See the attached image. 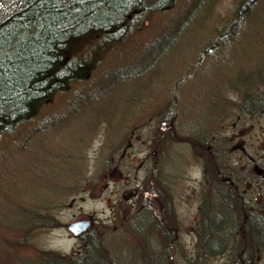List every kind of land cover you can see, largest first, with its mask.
Wrapping results in <instances>:
<instances>
[{"label":"rangeland","instance_id":"1","mask_svg":"<svg viewBox=\"0 0 264 264\" xmlns=\"http://www.w3.org/2000/svg\"><path fill=\"white\" fill-rule=\"evenodd\" d=\"M237 3L177 0L128 20L118 42L93 38L79 55L95 54L86 77L0 137V264H41L46 251L76 259L87 245L125 254L137 244L127 219L157 196L155 216L179 228L173 264H186L223 159L238 170L240 195L262 202L264 112H248L243 98L263 87L254 80L264 71V0L240 24ZM83 216L94 226L75 238L66 224ZM256 258L264 264V252Z\"/></svg>","mask_w":264,"mask_h":264},{"label":"trees","instance_id":"2","mask_svg":"<svg viewBox=\"0 0 264 264\" xmlns=\"http://www.w3.org/2000/svg\"><path fill=\"white\" fill-rule=\"evenodd\" d=\"M176 1L0 0V137L11 133L56 91L64 90L68 80L86 77L83 69L91 65L95 54L88 51L83 60L79 55L90 40L101 36L110 40L128 20L150 12L151 5L170 6ZM256 1L238 0L234 21L241 20L242 12L251 10ZM254 84L256 89L263 87L259 92L248 91L243 98V108L253 114L264 112V71H260L259 81L254 80ZM203 137L197 140L200 145L206 144ZM210 145L213 149L214 145ZM222 161L212 183L205 186V198L200 203L199 219L194 226L197 238L186 264H210L208 260L218 256H225L222 264H256L257 255L264 252V197L257 203L241 196L238 170L226 165L225 159ZM156 205L149 202L148 207L143 208L148 209V213L143 216H155ZM143 210L131 214L130 218L135 221ZM146 243L148 247L143 255L135 243L132 245L136 247L131 246L132 250L128 249L125 254L121 248L114 251L111 247L108 252L87 245L76 259L43 252L40 263L175 262L176 253L172 257H157L151 251L150 242Z\"/></svg>","mask_w":264,"mask_h":264},{"label":"flooded vegetation","instance_id":"3","mask_svg":"<svg viewBox=\"0 0 264 264\" xmlns=\"http://www.w3.org/2000/svg\"><path fill=\"white\" fill-rule=\"evenodd\" d=\"M170 128H172V127H170ZM203 136H202V138H204ZM153 153L155 154L156 150H154ZM155 163L157 165L156 161L153 162V164H155ZM259 181H262V180L260 179V180L256 181V185L258 184ZM262 184H263V182L261 183V185ZM143 186L144 185L142 184L141 189ZM153 187L155 189L154 184L152 185V188ZM141 189H137V193L139 195L141 193ZM156 189H157V191H159V195L162 196V188H161L160 184H157ZM259 198L260 199H258V200L262 201L263 198L261 196ZM154 199H156V196L154 197ZM156 200H157L156 201L157 205L154 208H155V212L157 214L160 212V209L162 210V207H159L160 206L159 203H161L159 200V196H157ZM197 219H199L198 215L196 216L195 221ZM142 220L145 221V225H143V224L140 225L139 231H138V233H136L137 246H138V250H139L140 254L143 255L145 248L148 247L146 242L149 241L150 242L149 246L151 248V251L153 250V253L157 257H164V256L167 257L169 255H170V257L174 256V254L176 253L175 240L178 237L177 232L179 231V228L178 227L175 228L173 220L169 217H163V216H150L148 218H142ZM193 229H194L193 232L197 234V230H195L196 228L193 227ZM78 237L82 238L83 236L80 235ZM160 263H161L160 261L156 262V264H160ZM169 264H173V261H171Z\"/></svg>","mask_w":264,"mask_h":264},{"label":"water","instance_id":"4","mask_svg":"<svg viewBox=\"0 0 264 264\" xmlns=\"http://www.w3.org/2000/svg\"><path fill=\"white\" fill-rule=\"evenodd\" d=\"M90 225L89 219L72 221L67 225L68 230L74 235L83 232Z\"/></svg>","mask_w":264,"mask_h":264},{"label":"bare ground","instance_id":"5","mask_svg":"<svg viewBox=\"0 0 264 264\" xmlns=\"http://www.w3.org/2000/svg\"><path fill=\"white\" fill-rule=\"evenodd\" d=\"M156 3V1L154 2ZM152 6V9H151V12H158V11H162L164 9H167L169 6H157V5H151ZM240 24L241 23V20L240 18L237 19V21L235 22V24ZM182 28V27H181ZM111 34V33H110ZM118 35H121V32H117L116 35H114V37L112 36V41L115 43V42H118L119 38H121L120 36ZM119 37V38H118ZM162 37V35H161ZM109 39V38H108ZM161 41V40H160ZM33 113L29 114L28 117H31ZM194 230V229H193ZM196 230V229H195Z\"/></svg>","mask_w":264,"mask_h":264}]
</instances>
